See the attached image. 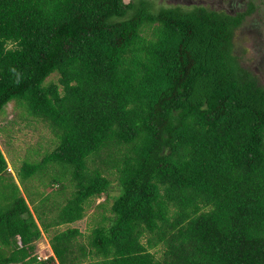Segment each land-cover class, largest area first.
Masks as SVG:
<instances>
[{"label":"trees","instance_id":"1","mask_svg":"<svg viewBox=\"0 0 264 264\" xmlns=\"http://www.w3.org/2000/svg\"><path fill=\"white\" fill-rule=\"evenodd\" d=\"M244 15L0 0V114L18 102L56 138L16 173L0 147V264H264V85L235 50ZM41 176L60 197L74 185L56 216L39 210L58 205ZM105 194L87 244L69 227L36 253Z\"/></svg>","mask_w":264,"mask_h":264},{"label":"rangeland","instance_id":"2","mask_svg":"<svg viewBox=\"0 0 264 264\" xmlns=\"http://www.w3.org/2000/svg\"><path fill=\"white\" fill-rule=\"evenodd\" d=\"M127 2L130 0H126ZM156 9L162 7H168L171 5H181L184 7H191L198 4L193 0H153ZM235 1V0H234ZM201 2V1H200ZM215 7L218 6L217 0H215ZM256 23L258 26L257 31H261L262 34L256 37L257 34L252 30V25ZM256 30V29H255ZM151 29L147 30V34L150 35ZM235 50L240 56V61L243 66H247L252 72L255 73L259 83L264 85V62L260 57L264 59V5L258 7V12L250 14L244 21L240 32L235 36ZM264 61V60H263ZM58 74H53L49 77L48 81H57ZM56 142L54 133L45 125L40 119L31 117L18 102L11 101L0 114V147L3 150L5 156L9 161V166L13 173H16V169H19L22 162L28 161L31 163L39 162L41 158L46 155L47 152H51ZM42 146L41 150H37L39 146ZM34 149V151H33ZM33 151V152H32ZM32 153V154H30ZM30 154V155H29ZM26 158V159H25ZM102 166L99 162L97 164H90V168L94 170L95 167ZM108 177L111 179V195H115L119 191L118 173L114 170L107 172ZM37 181V180H36ZM40 190L45 193H51V196L58 201V205L49 207V202L45 203V206L39 208L40 212H45L49 215L56 216L60 203L66 200V197L71 196V190L74 186L71 181H67L68 188L65 194L60 197L58 192L54 188L55 186L48 185V182L41 176L38 179ZM57 186H61L58 185ZM113 197L108 194L102 197H95L91 199L86 207L85 216L83 219L72 223L63 224L52 228L49 233H45L44 236L36 244V253L41 254L44 258H49L53 255V250L50 245V238L54 232L65 230L69 227H77L82 232V236H78V239L84 243H88V236L92 230L99 226L102 221L104 213L110 215V208L113 204ZM31 204V207L35 210V206ZM38 207L40 204H36ZM52 219V218H51ZM50 220V219H48ZM160 248L154 249L159 256Z\"/></svg>","mask_w":264,"mask_h":264},{"label":"flooded vegetation","instance_id":"3","mask_svg":"<svg viewBox=\"0 0 264 264\" xmlns=\"http://www.w3.org/2000/svg\"><path fill=\"white\" fill-rule=\"evenodd\" d=\"M193 1H195L197 3L199 2L198 4L202 3L205 6H209L214 10L226 11V12H228L234 16L245 14L244 15L245 16L244 21L250 14L257 13L258 7L260 5H262V4L264 5V0H235V1L234 0H217V4H218L217 7H215V4H216L215 0H193ZM252 7H253V9H251ZM244 21L237 28L236 33L240 32ZM255 26H258V25L256 23H254L252 25V28H253L252 30H254V33L257 34L256 37H259L262 34V32L257 31L258 28ZM260 58L262 59V62H264L263 57H260ZM245 67H247V66H245Z\"/></svg>","mask_w":264,"mask_h":264},{"label":"clouds","instance_id":"4","mask_svg":"<svg viewBox=\"0 0 264 264\" xmlns=\"http://www.w3.org/2000/svg\"><path fill=\"white\" fill-rule=\"evenodd\" d=\"M50 245H51V244H50ZM40 257H41V258H44L41 254H40ZM44 259H48V258H44Z\"/></svg>","mask_w":264,"mask_h":264}]
</instances>
